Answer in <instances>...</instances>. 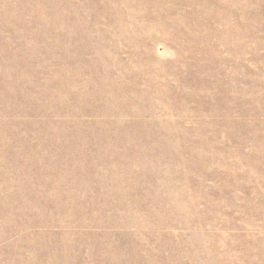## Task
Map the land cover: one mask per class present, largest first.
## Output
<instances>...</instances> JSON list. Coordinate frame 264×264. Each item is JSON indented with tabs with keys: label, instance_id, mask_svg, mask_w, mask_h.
I'll list each match as a JSON object with an SVG mask.
<instances>
[{
	"label": "rangeland",
	"instance_id": "rangeland-1",
	"mask_svg": "<svg viewBox=\"0 0 264 264\" xmlns=\"http://www.w3.org/2000/svg\"><path fill=\"white\" fill-rule=\"evenodd\" d=\"M0 264H264V0H0Z\"/></svg>",
	"mask_w": 264,
	"mask_h": 264
}]
</instances>
